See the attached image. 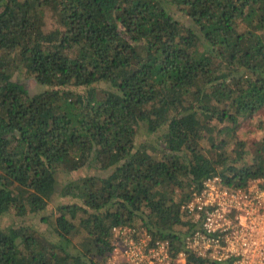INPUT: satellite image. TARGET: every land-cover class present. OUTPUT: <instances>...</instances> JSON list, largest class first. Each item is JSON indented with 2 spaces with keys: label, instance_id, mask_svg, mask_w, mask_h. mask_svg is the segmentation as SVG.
<instances>
[{
  "label": "trees",
  "instance_id": "1",
  "mask_svg": "<svg viewBox=\"0 0 264 264\" xmlns=\"http://www.w3.org/2000/svg\"><path fill=\"white\" fill-rule=\"evenodd\" d=\"M263 114L264 0H0V264H111L118 226L175 256L204 178L264 177Z\"/></svg>",
  "mask_w": 264,
  "mask_h": 264
},
{
  "label": "built area",
  "instance_id": "2",
  "mask_svg": "<svg viewBox=\"0 0 264 264\" xmlns=\"http://www.w3.org/2000/svg\"><path fill=\"white\" fill-rule=\"evenodd\" d=\"M180 210L192 229L175 256L169 241L151 242L146 233L136 236L133 228L118 226L109 262L176 264L189 252L212 264H264V177L231 187L220 175L208 176Z\"/></svg>",
  "mask_w": 264,
  "mask_h": 264
},
{
  "label": "rangeland",
  "instance_id": "3",
  "mask_svg": "<svg viewBox=\"0 0 264 264\" xmlns=\"http://www.w3.org/2000/svg\"><path fill=\"white\" fill-rule=\"evenodd\" d=\"M50 20L51 19L48 18L47 22H49ZM12 79L16 80V81H20L21 83H23L30 94L38 93V92H40V91H42V90H44L46 88L45 86L39 85L33 78L25 76L23 74L21 75L18 72H15L13 74ZM262 117H264V114L262 115ZM254 120H256V119H254ZM253 128H254V124L245 125L241 129L238 130V132L236 133L235 136L238 137L239 139H241L243 137V134L248 136L249 138H251L253 136H257L255 133H250ZM139 138L141 140H146V139L151 140L153 138V136H151V135H147L146 136L141 131L140 134H139ZM85 172H86V170H84V172H83V170L80 169V170L73 171V172H70V173H67V174L63 173V174L60 175V180H62V179L63 180L64 179H70V178H77L81 174H84ZM89 172L93 173V170L90 169ZM60 186H59V188H61ZM64 202H69V199L67 197L60 196L59 193H57V195L54 196V198L48 204L47 210L48 211L53 210V209H55V207L58 204L64 203ZM24 219L26 221V224H34L39 229L44 227L43 224H41L38 221L39 217L33 218L31 216H26V217H24ZM20 220L21 219L19 217H17V216H14L12 214H7V215H4V216L0 217V225L1 226L10 225V224H12L14 222H17V221L19 222Z\"/></svg>",
  "mask_w": 264,
  "mask_h": 264
}]
</instances>
